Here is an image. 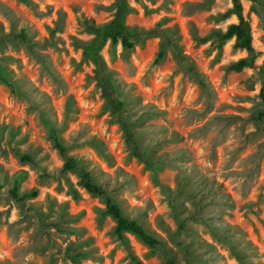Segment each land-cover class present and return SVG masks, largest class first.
<instances>
[{
  "label": "rangeland",
  "instance_id": "374dc122",
  "mask_svg": "<svg viewBox=\"0 0 264 264\" xmlns=\"http://www.w3.org/2000/svg\"><path fill=\"white\" fill-rule=\"evenodd\" d=\"M129 2L134 46L102 48L119 114L80 26L111 20L115 0H0V264H264V0H242L253 53L212 35L239 21L233 0ZM57 139L161 245L116 233L106 200L64 169Z\"/></svg>",
  "mask_w": 264,
  "mask_h": 264
},
{
  "label": "trees",
  "instance_id": "16d2710c",
  "mask_svg": "<svg viewBox=\"0 0 264 264\" xmlns=\"http://www.w3.org/2000/svg\"><path fill=\"white\" fill-rule=\"evenodd\" d=\"M115 3L116 12L113 18L108 22L98 24L92 18H80L81 29L93 35L91 40L81 45V48L83 50V56L90 60L95 66L94 78L97 82V86L101 90L102 96L114 112L122 114L125 107V101L122 99L117 83L108 67L107 61L102 53V48L108 42H111L112 44L121 43L124 47L131 48L134 46L133 38L141 33L139 31H135L134 28L129 26L126 22V18L132 10L129 0H115ZM233 3V11L238 16L239 21L230 24L227 30H218L212 35L220 44L234 38L236 47L253 53L255 47L253 43V30L251 22L244 14L242 0H233ZM153 32L161 33L162 31L154 30ZM21 36L26 38L24 31L21 33ZM196 39L199 42H206L208 40L207 37H197ZM163 54L164 53L161 52L160 56L162 57ZM180 58L189 62L188 58L183 53H180ZM249 64L250 61L248 59H242L238 63L232 65V68L240 71ZM190 67L195 77L205 87L207 84L203 81L201 74L193 70V65H190ZM1 74L2 72L0 68V75ZM260 98L264 101V81L260 91ZM123 124L127 129V140L133 149L134 154L139 159L146 162L149 166H153L154 163L151 162L142 151L138 138L134 132L130 130L127 122L124 121ZM56 145L65 158L64 169L79 173V185L84 187L88 192L98 195L106 200V212L116 220L117 225L115 231L121 238L124 239V234L126 232H131L139 236L147 245L151 247L161 245V239L154 233L150 232L140 220L126 215L123 208L108 193V190L96 181L91 171L82 167L76 157L67 154V147L62 144L59 139L56 140ZM23 158L32 163L35 162L34 158L30 155H26ZM12 192L17 198L19 197L16 189ZM29 195H37V192L32 191L30 194L26 193L22 197H27ZM132 258L136 264H143L136 256H132ZM168 264H176V261L170 257L168 258Z\"/></svg>",
  "mask_w": 264,
  "mask_h": 264
}]
</instances>
